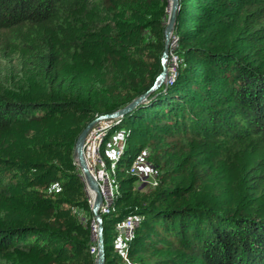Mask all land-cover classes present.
<instances>
[{"label":"trees","instance_id":"1","mask_svg":"<svg viewBox=\"0 0 264 264\" xmlns=\"http://www.w3.org/2000/svg\"><path fill=\"white\" fill-rule=\"evenodd\" d=\"M168 16L169 0H0V264H96L76 141L162 72ZM173 36L171 80L102 144L110 167L106 140L125 137L105 264H264V0H179Z\"/></svg>","mask_w":264,"mask_h":264},{"label":"built area","instance_id":"2","mask_svg":"<svg viewBox=\"0 0 264 264\" xmlns=\"http://www.w3.org/2000/svg\"><path fill=\"white\" fill-rule=\"evenodd\" d=\"M176 42V37L173 36L172 44ZM175 63L177 64V55L174 56ZM111 125L110 118H103L98 121L89 131L85 145H84V153L87 159L88 165L95 175L99 188L103 196L102 206H101V214H110L115 211L114 201L116 196L120 190L119 180L117 175V170L115 167V161L112 162L111 166H107L106 161L101 153V148L105 137L107 136L108 128ZM122 152V145L120 146ZM141 159L138 158L133 163L130 172L132 174H138V167L141 164ZM140 179L145 182L151 184L146 179V176H142L138 174ZM155 177V175H154ZM153 187L157 185L156 177L154 178L152 184ZM145 219L144 215L135 214L130 215L127 218L119 221L116 225L115 231L117 233V246L119 243L123 244V252H127V241L132 239L135 233L136 228L142 223ZM93 230L95 236L97 237V223L95 219L93 220ZM98 250L97 246L94 245L91 248V251L95 253ZM126 255V254H125Z\"/></svg>","mask_w":264,"mask_h":264},{"label":"water","instance_id":"3","mask_svg":"<svg viewBox=\"0 0 264 264\" xmlns=\"http://www.w3.org/2000/svg\"><path fill=\"white\" fill-rule=\"evenodd\" d=\"M179 9V0H169V16L167 25L165 28V40H164V51L162 54V72L156 77L153 84L143 93L136 96L125 106L117 109L114 112L108 114H102L94 119H92L86 127L79 134L74 148V159L75 163L79 166L82 171L83 177L85 179L88 189H92L96 193V197L92 203V212L93 217L97 223V255H96V264H105L106 255H105V238H104V226H103V216L101 214V206L103 201V196L99 188V183L91 171L87 159L84 153V145L87 138V135L90 129L101 119L103 118H116L122 117L123 115L129 113L138 105L146 103L150 98L151 94L156 92L163 85H167L174 75V71L170 73L169 67L167 65L169 52H170V43L171 38L175 31V23L177 18V11ZM174 70V69H173Z\"/></svg>","mask_w":264,"mask_h":264},{"label":"rangeland","instance_id":"4","mask_svg":"<svg viewBox=\"0 0 264 264\" xmlns=\"http://www.w3.org/2000/svg\"><path fill=\"white\" fill-rule=\"evenodd\" d=\"M174 56H176L175 51L173 49H170L169 52V57H168V61H167V65L169 67V71L170 73H172L174 70L173 65L175 63V58ZM122 145V151L125 145V137L124 135H122L121 133H115L113 135H111L107 140H106V155L109 156L111 159H116L122 152H121V148L120 146ZM141 159V164L138 167V171L137 173L142 175V176H146L147 177V181L150 182L152 184L153 180H154V168L151 165L150 162V158H151V149L149 147H147L142 153L141 155L138 157ZM137 158V159H138ZM145 182L144 180H138L136 182V188L141 192V193H149L151 191L154 190V187ZM88 189V187H87ZM89 195L91 197L90 191L88 189ZM92 201V198H91ZM93 203V201H92ZM94 220V217H93ZM92 229H93V221H92ZM94 233V230H93ZM94 239H96L97 241V237L95 236L94 233ZM118 248L123 251V244L121 245V243H119Z\"/></svg>","mask_w":264,"mask_h":264},{"label":"bare ground","instance_id":"5","mask_svg":"<svg viewBox=\"0 0 264 264\" xmlns=\"http://www.w3.org/2000/svg\"><path fill=\"white\" fill-rule=\"evenodd\" d=\"M89 191H90V194H91L92 201H94V199H95V197H96V193H95V191L92 190V189H89Z\"/></svg>","mask_w":264,"mask_h":264}]
</instances>
